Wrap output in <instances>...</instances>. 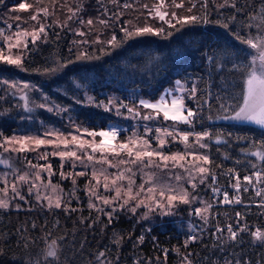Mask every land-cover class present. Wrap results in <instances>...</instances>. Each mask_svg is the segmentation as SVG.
<instances>
[{
  "label": "snow or ice",
  "instance_id": "6c2138e0",
  "mask_svg": "<svg viewBox=\"0 0 264 264\" xmlns=\"http://www.w3.org/2000/svg\"><path fill=\"white\" fill-rule=\"evenodd\" d=\"M58 0H49L55 8ZM75 2V0H74ZM103 12L95 21L88 19L86 22L80 18L79 14L82 11V5L77 3L76 7L65 3L61 4V8H66V19L61 23L58 19L52 20L49 23L48 18L55 16V11L50 10L48 3L45 0H35V3L21 2L18 6L13 7L10 11H27L33 9L27 20L35 21L36 24L31 26V29L21 28L19 24L16 30L10 34L6 33L4 29H0V63L13 66L19 71L27 72L29 69L25 66V60L29 49V43L34 47L37 41L46 43L48 38V27H69V22L78 20L81 25L85 23L91 30L94 24H99L103 29L112 26V22H119L121 16L124 14L119 9H143L146 10L147 16L145 23L140 25L132 21H125L120 27L122 37H117L113 33L108 39H101L102 32L97 33L95 39L89 41L87 39L81 41H73L77 47L86 44L102 45L98 49L99 55L89 54L86 48H81L76 55V59H53L51 66L45 64L43 67L32 69L35 73L44 76H55L68 68L69 65L78 61H91L93 59H100L105 55H110L112 51L122 48L129 40H134L144 36H155L160 39L168 40L176 32L193 23L208 24L211 21L208 19V3L209 0H202L201 8L204 10V15L191 14L196 8V3L189 0V6L186 12L190 15L178 14L176 11H168L170 7L175 9L185 8L184 0H156L151 6L147 3H121L120 0H97ZM4 4V0H0V5ZM114 6L117 10L109 13L107 5ZM232 7L237 12L242 10L237 7L235 0H223V3L217 5V9ZM144 12L136 17L137 20L143 16ZM107 17V19L103 18ZM17 21H24V18L16 16ZM157 20L161 22L160 26L148 23V20ZM236 15L224 18L223 14L215 22L218 26L229 32L234 39L241 44H245L248 48L255 50V54L247 53L248 62L236 63L233 62L229 68L230 72L240 74V91L234 96H229L227 99H221L218 108L216 109V120H223L228 122L247 123L259 127L264 130V0H261V6L258 13L251 15L247 22L242 25L247 29L256 28V35L242 34L240 31H234L231 27L236 22ZM258 21V23H253ZM38 25V27H37ZM167 26L165 28L164 26ZM179 25V27H177ZM12 25H8L11 30ZM59 36V33L56 34ZM75 35L84 37L86 33L82 30H75ZM13 49L16 51L13 52ZM71 51V49H70ZM209 62L216 61L223 68V61L225 60V53H221L219 58L208 56ZM160 62V57L155 56L149 58L145 69H150L153 65ZM75 91L68 98L72 104L80 106H94L103 109L104 112L113 113L117 116H122L124 119L142 120L145 122H156V126L152 127L148 123L144 125L143 134L140 135L136 131L127 139L121 140L120 134L123 129L112 127L102 130H89L82 127L80 124L69 116L70 132L64 133L59 129H46L42 136H33L25 134L14 133L11 137H4L3 142L0 143V148L4 151L9 150L13 152H23L26 149V144H34L37 147L41 145L50 146L53 151V156H58L61 160V178L66 179L69 176L73 177L72 184L75 188L76 180L74 177L85 176L87 171L65 173L63 171L65 158H71L73 169L76 167L75 161H80L84 169H91V180L86 185V192L89 194V209H96L102 215L109 218V223L113 215L118 211L127 210L133 215H136L137 210L144 208L145 211L141 214L140 219H149L150 213H158L162 216L174 215V209L180 205L190 206V215H195L203 221L204 225L209 224V211L213 207V203L242 204L239 194L229 197V194L223 192V201L214 200L212 203L200 199L198 195V188L200 185H207L211 187L214 195L218 196L221 189L218 188V175L215 169L223 168L222 163H216L211 155V147L213 144L222 145L227 144L231 146L232 141L229 139L231 133L225 136L222 131H213L207 126H203L205 115L203 108L205 105L211 110V105L208 101L198 103L196 108L189 107L187 100H197V86L193 84L191 88H187L181 80L175 81V87L165 89L159 98L155 101L140 98L133 103H125L117 97L109 96L106 101H97L95 96L89 95L86 84L73 81ZM34 91L40 92L39 99H34L32 93ZM83 91V99L78 93ZM67 95V93H65ZM9 97L16 101L11 104L10 108H5L0 104V118L9 115L11 111L19 110L22 115L20 119L34 120L33 115L38 110L51 113L53 115H61L72 111L71 105H64L57 103L46 93L40 89L35 88L30 82L18 81L15 79H5L0 77V102H8ZM22 102V103H21ZM123 110V111H122ZM144 110V111H142ZM127 113V115H125ZM163 121H172V125H161L159 123L160 117ZM211 123L213 118L208 116ZM201 124V130H196V125ZM187 125V128H180L179 125ZM152 133H155L153 136ZM51 137V139H49ZM91 137V139H88ZM99 137V140L96 138ZM156 141V147L152 146V140ZM245 140L244 137H237V141ZM169 143H182L184 145L183 151L165 152L164 149ZM19 144V148L9 146ZM71 145V147H70ZM62 146V147H61ZM220 147L216 148V152H220ZM99 152V157L95 154ZM241 154L244 157H255L256 163L251 160H246L245 163L250 165L251 174H245L242 178L235 168H227L226 173L230 179L235 180L232 185L239 193L241 188L244 192H248L250 187L255 191V195L260 197L256 203L258 208L264 209V187H257V185H264V139L259 142L252 140L247 147L241 148ZM48 152L41 153L39 158L46 159ZM111 157V158H109ZM224 160L231 159L227 154L223 155ZM242 161L237 158L234 163L240 164ZM0 165L11 169L10 172L0 173V209L9 208V199H20L27 202L25 196L21 192V185L27 184L29 195L33 194L35 189V197L38 203L43 206V201L47 200V207L51 210L53 207L60 209L62 206L67 212L70 210V201H65L62 197H57L55 202L46 191L52 188L56 191L58 186L51 183V176L54 174L51 164L39 165L33 164L32 161H27V166L35 169V172H20L14 168L9 160L0 156ZM96 165H107V167H97ZM115 168V172H109L108 169ZM151 169H158L160 171H151ZM175 169H179L177 172ZM48 172V182L45 184L42 173ZM166 171L167 179H165L161 172ZM140 175L142 182L136 184V176ZM11 177V181L10 178ZM209 177L210 183H209ZM255 178V181L253 180ZM91 181H95V185ZM39 182V183H37ZM103 187L104 192L111 193V195H102L98 191ZM9 191L11 197L9 198ZM62 191V190H61ZM75 195V191L71 193ZM92 197H95V202ZM96 202H100L103 206L111 208V211H105L104 207H98ZM199 202L203 207L191 208V205ZM248 207L249 205H245ZM19 209V205H17ZM76 209H71L75 211ZM237 226L234 229L232 224L227 225V233L230 240L235 241L240 232H248L247 223L244 225L239 223L243 218L241 212H236ZM35 227V225H33ZM149 231L151 229H148ZM203 232V228L199 229ZM196 226L189 224V233L185 240V248L191 242L198 240ZM224 229L219 225L212 233L214 238L219 239L223 235ZM254 240L260 241L264 244V232L259 230L250 233ZM144 237L141 235L138 238V243H143ZM119 243V240L116 241ZM28 245L25 244V247ZM178 251V250H177ZM59 248L56 240H52L47 244L44 250L45 260L41 262L37 260L35 264H59ZM165 260L167 259L168 250L164 249ZM105 256L104 252H100L97 259L100 264H105L102 259ZM192 253L189 252L183 257V264H192L190 257ZM27 264H33L28 261ZM135 264H140L136 261ZM227 264H232V261H227ZM235 264H240L237 260ZM244 264H250L245 261Z\"/></svg>",
  "mask_w": 264,
  "mask_h": 264
},
{
  "label": "trees",
  "instance_id": "16d2710c",
  "mask_svg": "<svg viewBox=\"0 0 264 264\" xmlns=\"http://www.w3.org/2000/svg\"><path fill=\"white\" fill-rule=\"evenodd\" d=\"M146 0H120L121 3H138L144 4ZM149 1V0H148ZM35 3V0H4V4L0 5V26L16 23L15 17L18 15L16 11H10L19 3ZM199 2V1H198ZM48 6L52 4L49 0H45ZM65 3V0H58L55 5L57 14L64 19L67 16L63 14L64 8L60 5ZM82 5V10L85 15L95 21L97 8V0H67V4L76 7V4ZM200 3V2H199ZM188 5V2L185 1ZM261 6V0H241L239 1V8L242 10V15L248 19L251 15L258 13ZM113 11L117 9L113 6ZM54 9V8H53ZM33 9H29L27 13L21 16H30ZM124 14L121 16L131 20L133 23L142 24L143 18L139 20L136 17L138 11L142 9H119ZM127 12V13H125ZM131 12V15L128 13ZM84 13V12H83ZM67 14V13H66ZM24 24H29L30 20L24 18ZM115 22V21H114ZM151 22V21H150ZM123 24V20L115 22L113 28L116 29ZM95 27L101 28V25L94 24ZM47 42H40L37 46L32 47L25 60V66L29 69L27 72H12L8 69L0 68V74L6 75L9 78H16L21 81L30 82L40 89L43 93H48L50 87L56 86L58 81L45 83L43 80L54 78L55 76L39 75L32 71L37 67H43L45 64L51 66L53 59H72L75 56L72 53L73 36L68 31H60L56 27H51L47 30ZM59 33V36L56 34ZM108 33V32H106ZM103 32L101 38H107ZM209 36V35H208ZM207 36V37H208ZM192 37V36H186ZM90 40V39H89ZM158 44V43H157ZM212 37H208L202 43L196 45L194 49H189L186 55L176 62L165 63L163 67H158L156 70V77L154 78L150 89L153 90L152 98H155L163 89L170 87L174 82L180 78H185L187 75L198 79L197 98L200 102L206 100L209 94L207 86L209 84V71H213V77L216 80L219 73L216 72L219 64L213 63L210 67L207 64L209 45H213ZM155 46H157L155 44ZM150 47V46H148ZM152 48V47H151ZM165 48V47H164ZM207 48V49H206ZM71 49V51H70ZM155 49H158L155 47ZM163 49V48H162ZM158 49V50H162ZM140 61L145 59L140 58ZM158 64V63H157ZM71 72V71H70ZM230 75L237 76L239 73L230 72ZM240 78V76L238 77ZM140 91L146 93V89L142 83L138 84ZM215 108H212L206 113V120L204 124H208L213 131H222L227 137L231 133L229 139L232 141L231 146L227 144L215 145L211 147V155L216 163H222L223 168L215 169L218 178H226L231 183L234 179H230L226 173L227 168H235L240 176L251 173L250 165L245 163L246 160H251L256 163L255 157H244L241 154V148L247 147L252 140L259 142L264 139V130L243 126L233 125L231 123L216 122V109L219 106L215 101ZM36 116L43 118L40 111L34 113ZM211 115L213 120L210 123L208 116ZM105 120L97 122L96 125H90V130L103 129L105 127ZM81 124H84L81 120ZM98 127V128H97ZM16 128L15 124L5 123V120L0 121V129L10 134ZM97 128V129H96ZM8 132V133H7ZM237 137H244L245 140L237 141ZM220 147L221 151L216 152V148ZM227 154L231 159L224 160L223 155ZM0 156L10 161L14 168L20 164L9 159L6 154L0 151ZM239 158L242 162L235 164L234 161ZM0 165V171L11 170L3 168ZM209 177V183H210ZM83 180H78L76 186L82 188ZM70 186L65 183L64 189ZM264 186V185H263ZM209 188V186H207ZM202 194V193H200ZM206 200L211 202L210 188L203 191ZM242 204H235L233 206L221 205L220 203L213 204L210 209L209 221L213 224L214 231L219 225L224 229L223 235L217 239L211 235L205 237L198 234V240L188 244L185 248V240L189 235L188 230L182 233L176 230V227L168 225L164 231L159 232L157 229L147 231L146 228L136 218L124 217L119 215L113 217L111 223L109 219L98 216L85 206V201L81 204L72 203L70 210L65 211L64 208L57 210H46L41 206L35 204L23 207L19 210L11 208L0 210V264H27L32 261L33 264L37 260L43 262L45 260L44 250L48 243L56 240L59 248V264H97V257L100 252H104L106 260L117 261L116 264H135L137 260L134 258V253L139 252V256L143 257L140 264H183V257L191 252L190 260L192 264H227V261H232L235 264L237 260L240 264L249 261L250 264H264V244L260 241L254 240L251 232L259 230L264 232V209L258 208L256 203L260 200L255 193H240ZM245 205H249L246 207ZM71 209H76L71 211ZM236 212H241L243 218L239 220L241 225L245 222L249 228L248 232H240L235 241L228 237L227 225L230 223L235 229L237 226ZM201 220L198 218L196 223L201 226ZM35 225V227H33ZM119 233L121 239L120 245L114 243L112 236L114 233ZM143 235V243H138V238ZM25 244L28 246L25 247ZM164 249L168 250L167 259L165 260ZM178 250V251H177Z\"/></svg>",
  "mask_w": 264,
  "mask_h": 264
},
{
  "label": "rangeland",
  "instance_id": "374dc122",
  "mask_svg": "<svg viewBox=\"0 0 264 264\" xmlns=\"http://www.w3.org/2000/svg\"><path fill=\"white\" fill-rule=\"evenodd\" d=\"M188 2V5L185 4V8L182 9H175L174 7H170L168 11H176L178 14L182 15H190L189 13L186 12V8L189 6V0H184ZM200 3H199V2ZM239 1L241 0H235V3L237 4V7L239 8ZM156 0H146L144 3H147L151 6V4L155 3ZM177 2H180V0H177ZM193 3H196V8L193 10V13L191 14H196L203 16L204 15V10L201 8V2L202 0H192ZM223 3V0H209L208 3V19L211 21V23L204 24V23H193L190 25L184 26L181 31L176 32L170 39L164 40L160 39L155 36H144V37H139L134 40H129L122 48H119L115 51H112L110 55H105L100 59H93L91 61H78L74 64L69 65L68 68L64 69L62 72L58 73L56 77L50 78V79H45L43 80L45 83H51L54 81H58V84L56 86L50 87L46 93L50 97H52L53 100H55L57 103H62L64 105H71L72 106V111L69 113H64L61 115H53L51 113L45 112L43 110H38L40 111L41 115H43V118L35 116L34 120H21L20 115L21 113L19 110L16 111H11L9 115H5L1 120H5V123H12L16 125V128L10 133L6 134L3 130L0 129V143L3 142L4 137H11L14 133L16 134H25V135H33V136H42L44 131L46 129H59L64 133L70 132L71 128L69 127V120L68 117L71 116L76 123L80 124L84 128H88L90 130V125H96L97 122L105 120V127L103 129H108L112 127H117L120 129H123V131L120 134V139L124 140L127 139V137L132 135L133 131H136L138 134L142 135L144 131V125L145 123H148L150 126L155 127L156 122H145L142 120H133V119H124L122 116H117L113 113H108L104 112L103 109L97 108L94 106H80V105H75L72 104V101L68 98L69 96L72 95L73 91H75L73 81L79 82L81 84H86L88 88V93L89 95L95 96L97 101L104 100L106 101L109 96L117 97L120 100H123L125 103H133L138 101L140 98L146 99V100H152L155 101L159 98V96L163 93L165 89H163L160 93L156 95L155 98H152L153 96V90L150 89V86L152 85L151 83L153 82L154 78L156 77V70L158 67H163L165 63L169 62H176L182 59L186 53L188 52L189 49H194L196 45L199 43H202L204 40H207L208 37H212V40L214 41L213 45H209L210 51H208L207 55L208 56H214L219 58V55L221 53H225V60L222 62L223 63V68L222 70L220 69V65L217 68L216 72L219 73L218 78L215 80L213 77V71H209V84L207 86L208 90V95L206 96V101L211 105V109L215 108L213 104L215 105V101L219 103L221 99H227L229 96H234L239 93L240 91V83L238 78L240 74L237 76L230 75L229 68L231 67V64L233 62L236 63H246L248 62V56L247 53L251 52L255 54V50L248 48L247 45L241 44L238 40L234 39L233 36L225 31L224 28L218 26L215 22L217 21L218 18H220V15L223 14L224 18L230 17L231 15L235 14L237 19L236 22L231 25L232 29L234 31H240L242 34H248L249 31L251 32L252 35H256V28L253 27L252 29H247L246 27H243L242 25L244 22H247L249 19L242 15L241 12H237L235 8L232 7H225V8H220L217 9V5ZM109 9V13L113 12V6L112 5H107ZM50 10L55 11V16H50L48 18L49 23L52 22V20L58 19L61 23L66 19H62L59 14H57V10L55 8L53 9V6H49ZM97 8L99 9L96 13V17H100L103 9L101 8L100 4L97 5ZM63 12L64 15H69L66 11ZM17 16L22 17L21 15L23 13H27V11H16ZM84 12V13H83ZM140 12H144L143 16H140L143 18L142 24L145 23V17L147 16L146 10L138 11V14ZM67 13V14H66ZM127 13V12H125ZM132 13L129 12L128 15H131ZM80 18H82L85 22L90 19V17L85 15V11L82 10L79 14ZM22 18H28V16H24ZM107 19V17H103ZM125 21H131L129 19H126L124 17L120 18ZM151 21V22H150ZM114 21L112 22V26H110L107 29H103L102 26L101 28H97L93 26V28L90 30L89 26L85 23L84 25H81L78 20L70 21L69 22V27L66 28H59L58 32L60 31H68L69 34L73 36L72 42V53L76 58L77 52L81 48H86L89 54L95 53V55H99L98 49L102 47V45L96 44H86V45H81L80 47H77L73 43V41H81L84 39H87L89 41H92L95 39V36L97 33L100 32H105L107 35L108 39L110 36L115 33L117 37H122L123 33L120 32V27L114 29ZM148 23L160 26L161 22L157 20H152L149 19ZM253 23H258V21H255ZM17 24L20 25L21 28L24 29H31L32 25H35V21H29V24H24L21 21H16L12 25L11 30L8 29V25L0 26V29H4L6 33L10 34L11 32H14L16 30ZM38 27V25H37ZM55 27V26H53ZM167 28V26H164ZM179 27V25L177 26ZM51 29V27H48L46 30ZM82 30L86 33V36L80 37L75 35V30ZM108 32V33H106ZM104 34V35H105ZM209 35V36H208ZM186 36H192V37H186ZM208 36V37H207ZM103 39V38H101ZM41 41H37L40 43ZM158 43V44H157ZM155 44L157 46H155ZM36 45V46H37ZM150 46V47H148ZM34 47L31 43H29V49ZM152 47V48H151ZM162 49L161 51L158 49ZM165 47V48H164ZM207 49V48H206ZM16 50L13 49V52ZM158 56L160 57V62L158 64L153 65L150 69L143 70L145 69V66L147 65V62L149 58ZM145 59V61H140L139 59ZM213 63H216L215 60L213 62H209L207 59V64L210 67ZM3 67L4 69H8L12 72L18 71V72H23L19 71L13 66H9L6 64L0 63V68ZM71 71V72H70ZM0 77H4L5 79H15L16 78H9L6 75L0 74ZM185 86L187 88H191L193 84L197 86L198 89V79L192 77L191 75H187L185 78H180ZM21 81V80H18ZM142 83L146 89V93L140 91L138 84ZM32 84V83H31ZM35 88L40 89L36 85L32 84ZM175 87V82L172 86L167 87L166 89L169 88H174ZM42 91V89H40ZM67 93V95H65ZM81 99H83V91H80L78 93ZM32 96L34 99H39L40 97V92L39 91H34L32 93ZM205 101V100H204ZM16 103L15 100H13L11 97H9L8 102H0L3 107L5 108H10L11 104ZM22 103V102H21ZM186 103L188 104L189 107L196 108L198 103L200 101L198 100H187ZM123 111V110H122ZM144 111V110H142ZM207 111H210L209 107L207 105L204 106L203 112L205 115V120H206V113ZM127 115V113H125ZM81 120H83L84 124H81ZM216 122H225V123H231L233 125H243V126H249V127H254L258 128L259 127L252 125V124H247V123H237V122H228V121H223V120H216ZM159 123L161 125L167 126V125H172V121H163L162 116L160 117ZM208 124H204L203 121V126H207ZM180 128L184 129L187 128V125H179ZM98 128V127H97ZM96 128V129H97ZM202 125L197 124L196 125V130L199 131L201 130ZM210 128V127H209ZM102 130V129H97V131ZM263 131V130H262ZM8 133V132H7ZM154 136L155 133H152ZM51 139V137H49ZM88 139H91V137H88ZM99 140V137L96 138ZM152 146L155 148L156 147V141L153 139L152 140ZM10 149L12 147L19 148V144L11 145L9 146ZM62 147V146H61ZM71 147V145H70ZM26 149H34V150H25L23 152H13L11 150L5 152L4 148H0V151L6 156L11 159L17 161L20 166H18L16 169L20 170V172H35V169H32L27 166V161H32L33 164H39V165H45V164H51L52 166V171L53 175L51 176V183L53 185H57L58 188L56 191H53L52 188H48L44 191L52 197L53 201L55 202V199L59 196L62 197L65 201H70V205L72 203H77L81 204V201H85V206L87 209L88 203H89V194L86 192V185H88L89 181L91 180V169H84L83 166L81 165L80 161H75L76 167L73 169L72 167V159L71 158H65L64 162V167L63 171L67 174L70 172H79V171H87V175L85 176H79V177H74L76 182L78 180H83L84 185L82 188H78L75 185V188L72 184V179L73 177L69 176L66 179H62L60 172H61V160L58 156H53L51 153L53 149L50 146L47 145H41L37 147L34 144H26L25 145ZM184 145L182 143H169L166 145L164 151L165 152H176V151H183ZM45 151L48 152V156L46 159H40L39 156L41 153H44ZM212 154V153H211ZM97 157H99V152L95 154ZM111 158V157H109ZM97 167H107V165H96ZM4 168V167H3ZM10 172L11 170H2V172ZM109 172H115V168H110L108 169ZM151 171H160L158 169H151ZM175 171L179 172V169H175ZM161 175L167 179V173L166 171L161 172ZM42 176L44 178V183L47 184L48 182V172L45 171L42 173ZM11 181V177L9 178ZM136 184L139 185L142 180L140 175L138 174L136 176ZM93 185H95V181H91ZM39 183V182H37ZM65 183H69L70 186H68L67 189H64ZM260 186V185H259ZM0 187H3L2 184H0ZM211 189V187H209ZM207 185H200L198 188V195L200 199L208 202L206 200L205 195L203 194L204 190L209 189ZM62 190V191H61ZM75 191V195H71V193ZM100 194L102 195H111V193L104 192L103 187L101 186L98 190ZM21 192L25 196L27 202L25 200H20V199H9V208L14 209V210H19L21 209L24 205L25 207L30 206L35 204L36 206H41L40 203L37 202L36 197H35V189L33 190V194L29 195L28 191V185L23 184L21 185ZM202 193V194H200ZM3 193H0V196H2ZM11 197V192L9 191V198ZM93 201L95 202V197H92ZM47 200L43 201V208L46 210H49L47 207ZM98 207H104L105 211H111L110 207L103 206L100 204V202H96ZM17 205H19V209H17ZM63 207V206H62ZM61 207V208H62ZM195 207H203L199 202H196L195 204L191 205V208ZM4 210V209H0ZM51 210H57L55 207H53ZM93 213H95L98 218L104 217L105 219H109L106 215H102L96 209H89ZM145 211L144 208H140L137 210L136 215H133L131 212L124 210L120 211L118 210L113 217H118L119 215H122L124 217H134L136 218L139 222L142 223V225L146 228L147 231L148 229L159 230V232H162L165 230V228L168 225H172L176 227V230L181 231L184 233V231L188 230L189 233V224L194 225V222L199 218L195 215H190V206L189 205H184L180 204L178 205L175 209L174 215H168V216H162L156 212L150 213L149 214V219L147 220H142L140 219L141 214ZM203 222V221H202ZM191 234V233H189ZM113 241L115 244L120 245V243H116L117 240L120 241L121 236L119 233H114L112 236ZM47 247V246H46ZM46 249V248H45ZM134 258L137 261H140L143 259V257L139 256V252L136 251L134 253ZM105 261V264H116L117 261L113 260H106L105 258H102ZM97 264H100V261L97 259Z\"/></svg>",
  "mask_w": 264,
  "mask_h": 264
},
{
  "label": "built area",
  "instance_id": "2783aa9c",
  "mask_svg": "<svg viewBox=\"0 0 264 264\" xmlns=\"http://www.w3.org/2000/svg\"><path fill=\"white\" fill-rule=\"evenodd\" d=\"M251 174V173H249ZM244 176V175H243ZM242 176V177H243ZM241 177V178H242ZM253 180L255 181V178H253ZM235 184V181L234 182H230L229 180H227L226 178L222 177V178H218V181H217V187L221 189V192L218 196L214 195V193L212 192V190L210 189L211 191V202H213L214 200H219V201H223V192L226 191L228 194H229V197H233L237 194H239L240 196V193L243 192V193H249V192H253L255 193V191H253L250 187L249 191L248 192H244L243 189L241 188V191L239 193L236 192V189L234 187H232V185ZM257 187H264L263 185H257ZM213 204H217V203H213ZM221 205H227V206H233L235 205L236 203H232V204H224V203H220ZM202 222V221H201ZM200 222V223H201ZM194 226H196L197 228V232L195 233L196 235L198 234H202L204 235L205 237H209L211 235V232L214 233V229H213V224L209 221V224L208 225H204V223L202 222L201 223V226H199L196 221L194 222ZM200 228H203V232H200L199 229ZM257 231V230H256ZM190 235V234H189ZM256 264H260V263H256Z\"/></svg>",
  "mask_w": 264,
  "mask_h": 264
}]
</instances>
